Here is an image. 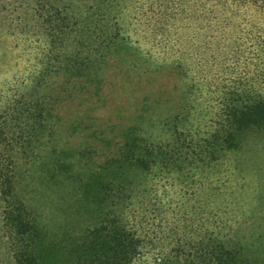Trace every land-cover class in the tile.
Segmentation results:
<instances>
[{
  "label": "rangeland",
  "instance_id": "1",
  "mask_svg": "<svg viewBox=\"0 0 264 264\" xmlns=\"http://www.w3.org/2000/svg\"><path fill=\"white\" fill-rule=\"evenodd\" d=\"M184 2L153 0L152 12L142 16L148 0H39L37 11L23 0H0V96L8 89L21 91L30 76L39 75L49 80L43 82L44 92L56 96L50 102L55 113L52 139L35 155L19 159L15 169L16 192L48 239L93 223L96 212L83 199L78 176L118 160L128 131L137 138L144 133L146 141L154 142L167 135L157 119L173 111L183 79L170 73L141 77V64L145 56L150 65L176 60L173 38L161 34L160 22L182 17L176 8ZM49 5L71 24L79 20L96 29L109 27L113 45L106 63L81 80L56 67L61 57L47 20ZM236 75L226 73L223 79ZM184 81L197 87L199 101L215 105L217 94L209 92L216 85L212 77L193 74ZM261 84L264 92V79ZM200 113L205 115L201 121L210 115L208 108ZM169 122L171 129L174 123ZM216 154L217 161L209 166L183 169L188 177L182 182L160 164L149 174L141 171L143 180H138V169L126 172L127 188L114 190L105 206L113 207L117 220L142 239L141 253L131 264L195 255L208 241H220L245 260L264 264V129L243 131L236 148ZM2 208L0 200V264H16Z\"/></svg>",
  "mask_w": 264,
  "mask_h": 264
},
{
  "label": "trees",
  "instance_id": "2",
  "mask_svg": "<svg viewBox=\"0 0 264 264\" xmlns=\"http://www.w3.org/2000/svg\"><path fill=\"white\" fill-rule=\"evenodd\" d=\"M23 1L37 11L39 0ZM152 1L148 0L140 15L152 12ZM52 8L49 5L47 20L59 46L57 58L61 59L56 67L62 75L69 73L70 79L81 80L106 63L113 45L109 27L96 29L79 20L71 24L66 15L60 16ZM176 9L182 17L160 22L161 34L165 31L173 38L179 53L176 60L153 61L150 65L149 56H145L141 64V77L170 73L183 79L173 111L157 119L166 127L167 135L163 141L154 142L146 141L149 136L144 133L137 138L128 131L118 160L106 161L78 176L82 197L94 206L96 215L92 224L75 233L48 239L16 192L19 159L35 155L54 134L55 113L50 102H55L56 96L47 95L43 83L49 80L30 76L28 83L19 87L21 91L8 89L0 96V200L3 229L11 240L16 264H131L141 253L142 239L117 220L113 207L105 206L114 190L127 188L126 172L138 169V180H143L141 171L149 174L160 164L173 170L182 182L188 177L183 172L186 167L196 170V164L209 166L217 161V151L238 146L243 131L264 129V0H185ZM226 73L237 75L223 79ZM193 74L214 80L216 85L209 91L217 94L214 106L199 101L197 87L185 83ZM205 108L210 115L201 121L205 115L200 111ZM169 121L174 123L171 129ZM184 256L162 259L157 264H255L220 241L205 242L195 255Z\"/></svg>",
  "mask_w": 264,
  "mask_h": 264
}]
</instances>
